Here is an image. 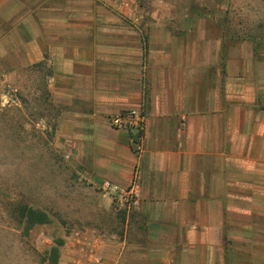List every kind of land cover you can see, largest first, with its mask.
<instances>
[{
	"label": "crops",
	"instance_id": "crops-1",
	"mask_svg": "<svg viewBox=\"0 0 264 264\" xmlns=\"http://www.w3.org/2000/svg\"><path fill=\"white\" fill-rule=\"evenodd\" d=\"M194 36L205 39L182 35L185 51L165 43L182 41L174 35L162 44L148 36L146 48L124 34L58 47L50 79L55 137L69 143L77 180L125 187L140 170L137 207L124 209L102 189L98 200L112 220L119 211V227L90 226L93 257L76 264H230L229 252L249 245L234 233L250 227L239 221L251 216L240 196L264 192V124L252 125L260 114L244 113L257 101L238 97L246 61L234 68L223 36L207 38L215 43L209 50L196 49L194 39L191 47ZM137 107L142 129L110 125L111 116Z\"/></svg>",
	"mask_w": 264,
	"mask_h": 264
},
{
	"label": "rangeland",
	"instance_id": "rangeland-1",
	"mask_svg": "<svg viewBox=\"0 0 264 264\" xmlns=\"http://www.w3.org/2000/svg\"><path fill=\"white\" fill-rule=\"evenodd\" d=\"M121 34L139 36L143 48L148 36L157 44L163 36H178L182 41L165 42L177 51L187 45L182 35H204L189 45L194 39L196 49L206 50L215 46L207 38L223 36L234 68L242 70L246 61L239 100L257 101V110L244 113L260 114L252 125L264 124V0H0V264L86 263L95 243L87 229L119 227V211L112 220L98 200L102 187L77 180L69 143L55 137L59 110L50 79L58 47ZM218 66L224 73L226 63ZM262 189L240 196L251 216L239 221L250 227L234 238L249 245L230 251V264H264ZM23 203L47 211L50 222L26 234L15 215Z\"/></svg>",
	"mask_w": 264,
	"mask_h": 264
},
{
	"label": "built area",
	"instance_id": "built-area-1",
	"mask_svg": "<svg viewBox=\"0 0 264 264\" xmlns=\"http://www.w3.org/2000/svg\"><path fill=\"white\" fill-rule=\"evenodd\" d=\"M110 125L125 130L138 131L144 124V113L137 108L123 109L109 119ZM102 189L117 199L119 205L126 210H131L139 205L140 202V170L135 167L130 183L121 187L110 181H104Z\"/></svg>",
	"mask_w": 264,
	"mask_h": 264
},
{
	"label": "trees",
	"instance_id": "trees-1",
	"mask_svg": "<svg viewBox=\"0 0 264 264\" xmlns=\"http://www.w3.org/2000/svg\"><path fill=\"white\" fill-rule=\"evenodd\" d=\"M194 8L195 7L193 6L191 10H194V12L199 15L200 13L197 12V8ZM15 215L19 218V221L23 223V229L25 233L29 232L33 227L47 224L51 220L47 211L39 209L37 207H33L26 203L17 206ZM60 245L61 243L59 244V246ZM59 246L52 247V252L54 255L58 256V253L60 254Z\"/></svg>",
	"mask_w": 264,
	"mask_h": 264
}]
</instances>
